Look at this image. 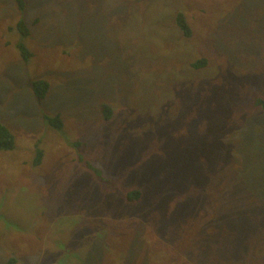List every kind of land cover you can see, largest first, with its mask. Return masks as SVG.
I'll return each mask as SVG.
<instances>
[{"label":"rangeland","instance_id":"rangeland-1","mask_svg":"<svg viewBox=\"0 0 264 264\" xmlns=\"http://www.w3.org/2000/svg\"><path fill=\"white\" fill-rule=\"evenodd\" d=\"M258 98L264 0H0V264H264Z\"/></svg>","mask_w":264,"mask_h":264},{"label":"trees","instance_id":"trees-1","mask_svg":"<svg viewBox=\"0 0 264 264\" xmlns=\"http://www.w3.org/2000/svg\"><path fill=\"white\" fill-rule=\"evenodd\" d=\"M15 1L17 2V5L20 9H24L25 0H15ZM174 20L176 22L177 27L180 29V31L185 37H190L192 35L191 27L182 13H176ZM17 30L23 36H26L29 33V28L25 25L23 21L18 23ZM19 49L24 59H27L30 56V51L22 43L19 44ZM205 64H206V59L201 58V59L194 60L191 63V66L195 69H199L200 67L205 66ZM48 88H49V84L46 81L40 80V81H36L33 83L34 93L36 97L39 99L45 96ZM256 104L264 110V99L263 98H258L256 100ZM100 107L103 108V111L105 113L104 118L108 119L109 114L105 112L106 107H108V105L103 103ZM57 125H59V121L56 123V126ZM13 146H14V139H13V136L10 130L2 122H0V150H10L13 148ZM36 155H37V159L35 161L38 163L41 160L42 151L38 150L37 152L36 150ZM141 195H142V192L140 190H134V191L132 190L127 193L126 198L128 199V201H139L141 199ZM14 261H15L14 258L9 259L7 264H11Z\"/></svg>","mask_w":264,"mask_h":264}]
</instances>
